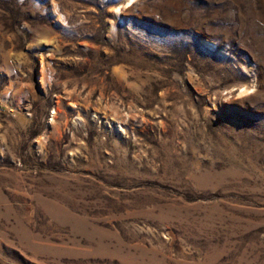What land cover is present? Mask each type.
<instances>
[{"label": "rangeland", "instance_id": "374dc122", "mask_svg": "<svg viewBox=\"0 0 264 264\" xmlns=\"http://www.w3.org/2000/svg\"><path fill=\"white\" fill-rule=\"evenodd\" d=\"M131 1L0 0V264H264V0Z\"/></svg>", "mask_w": 264, "mask_h": 264}, {"label": "bare ground", "instance_id": "6f19581e", "mask_svg": "<svg viewBox=\"0 0 264 264\" xmlns=\"http://www.w3.org/2000/svg\"><path fill=\"white\" fill-rule=\"evenodd\" d=\"M132 2H133V0L130 2V4H131ZM130 4H129V5H130ZM129 5H128V6H129ZM120 12H121V11H120ZM120 12H119V10H117V11H116V16H119V15H120V14H119Z\"/></svg>", "mask_w": 264, "mask_h": 264}]
</instances>
